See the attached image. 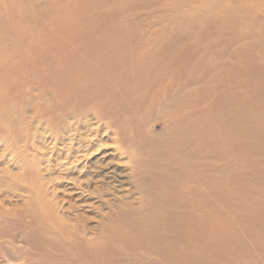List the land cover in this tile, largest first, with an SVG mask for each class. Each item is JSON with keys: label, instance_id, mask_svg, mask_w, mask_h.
<instances>
[{"label": "rangeland", "instance_id": "374dc122", "mask_svg": "<svg viewBox=\"0 0 264 264\" xmlns=\"http://www.w3.org/2000/svg\"><path fill=\"white\" fill-rule=\"evenodd\" d=\"M151 1L0 0V63L27 59L26 50L41 34L79 46L92 43L86 52L102 50L125 64L116 72L128 82L118 90L128 88L132 96L121 101L132 106L145 98L142 114L157 132L149 154L156 156L147 165L133 171L116 157L108 166L125 170L126 203L119 201L120 192L108 204L92 185L83 196L87 202L70 208L81 216L76 233L45 230L52 237L25 243L23 221L39 226L48 209L22 188H0V264H11L8 258L15 264H98L101 257L110 264H264V0H228L236 9L232 17L226 0L225 5L213 0L211 15L180 17L179 27L172 12L161 13ZM207 1L195 0L197 9L207 10ZM173 61L183 67L177 76L183 87L193 75V108L174 104L168 97L172 89L160 102L146 85L133 93L134 85L145 84L152 71L160 75ZM134 68H142L144 79L131 83L139 77L131 76ZM26 111L31 114V108ZM168 112L180 118L163 119ZM253 112L257 115L250 118ZM13 116L2 104L0 118ZM101 148L112 152L115 143L105 140ZM1 155L0 171L12 179L6 183L20 173L23 181L17 182L33 183L29 164L7 165ZM154 170L158 174L150 176ZM70 195L59 193L65 202ZM61 223L54 222V229L60 231ZM78 236L85 240L78 242ZM62 239H77L75 247L66 248ZM84 241L96 255L87 254Z\"/></svg>", "mask_w": 264, "mask_h": 264}, {"label": "bare ground", "instance_id": "6f19581e", "mask_svg": "<svg viewBox=\"0 0 264 264\" xmlns=\"http://www.w3.org/2000/svg\"><path fill=\"white\" fill-rule=\"evenodd\" d=\"M138 1L132 0L133 3ZM212 1H207L209 4L207 10H198L195 0H185L182 4L178 0L151 2L158 3L159 11L163 14L172 12L174 22L178 26L180 17L189 20L200 17L204 12H210L208 15H211L213 11L210 10L217 6V2ZM226 1L228 6L232 4ZM226 1L221 0L220 3L225 5ZM232 5L229 6L230 17L236 12ZM224 15L226 16L227 12ZM224 15L219 14L222 19L225 18ZM186 28H190L188 24ZM111 36L113 37V34ZM163 38L158 36L155 40L162 42ZM93 47L92 43L79 46L57 36L41 34L38 43L26 50L27 59L14 63H11V60L0 63V108L4 104L11 112L14 111L13 117L0 118L1 157L6 159L7 165L21 167L23 164H29L32 171L28 172L32 173L33 181L30 182V186H23L17 182L18 179L23 181L20 173L14 177L12 184L6 183L12 182V179L8 180V173L1 169L0 188H22L21 190L27 192L30 197H35L43 209H48L45 221L39 226L31 225L33 221H23L26 230L20 237L25 243H32L33 239L41 236L52 237L46 235L45 230H53L57 235L78 232L81 216L77 213L71 214L70 208H74L78 202H87L83 196L92 185H94L92 192H102L108 204L114 202L112 197L125 192L126 179L121 177V174L125 175V170L120 168V165L108 167L114 158L117 157L129 166L132 165L131 169L134 171L135 167L147 165L151 161L150 156L152 158L156 156V154L149 156L154 153L151 139L157 132L155 123L151 125L142 114L141 109L144 108L146 99L135 101L132 106L123 103L121 101L123 97L132 96L128 88L118 90L120 83L128 82L116 72L118 67L125 64L102 50L86 52ZM35 54L39 56L34 57ZM146 64L142 63L143 67ZM13 66L20 67L21 71L10 75ZM182 68L173 61L160 68L162 71L160 75L152 71L151 76L146 79L141 72L142 68H134L131 76L138 73L139 77L130 82L135 83L142 79L147 82L134 85L133 93L146 85L149 90L155 92V101L160 102L168 100L165 95L172 89L168 97L174 104L180 109H183L182 105L193 108L195 103L193 99L195 90L192 88L194 83L191 80L193 75L189 77V84L183 87L180 78L177 77ZM10 95L12 98H8ZM15 99H19L22 105L16 107V102L13 101ZM28 107L31 108V114L26 111ZM167 107L168 105H165L164 109ZM256 115L253 112L250 118ZM165 118L172 121L180 118V115L168 112L163 115V119ZM105 140L115 143L112 152L100 149ZM169 168L170 163L163 165L160 174L167 172ZM179 169L182 171L181 167ZM57 171H60V174H55ZM155 172L152 171L150 176L158 174ZM132 176L135 177V174ZM61 192L64 194L68 192L69 195L73 193L74 196L71 194L69 200L65 202L59 196ZM7 193L14 194L9 191ZM121 196H124V200L119 201L126 203L125 197L128 194L123 193ZM98 202L97 206L103 205V201ZM89 204L94 203L89 201ZM58 221L62 222L58 226L60 231L53 227L54 222ZM77 238L78 242L85 240L79 236ZM75 240L77 239L63 240L64 246L74 248ZM82 243L87 247V254L96 255L95 247H91L88 241ZM8 261L15 264L10 258ZM21 264L37 263L27 261ZM98 264L110 263L101 257Z\"/></svg>", "mask_w": 264, "mask_h": 264}]
</instances>
